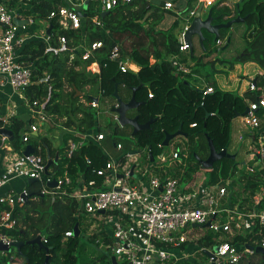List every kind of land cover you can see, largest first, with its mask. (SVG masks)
<instances>
[{
	"label": "trees",
	"instance_id": "1",
	"mask_svg": "<svg viewBox=\"0 0 264 264\" xmlns=\"http://www.w3.org/2000/svg\"><path fill=\"white\" fill-rule=\"evenodd\" d=\"M163 1L165 0H154V4H149L144 0H137L132 4L116 7L101 18L98 4L90 0L87 2L85 11L82 10L85 17L80 18L81 26L78 30H64L60 26L58 17L49 18L50 12L60 7L68 8L63 0L32 2L33 22L46 21L48 28L51 26V30L47 42L42 38H31L17 50L20 56L19 61L30 66L32 75V84L24 90V96L34 109H38L40 104L44 103L45 116L69 133L61 134V145L56 148L52 146L51 137L41 134L31 135L26 146L30 145L34 154L39 155L46 165L50 163L48 167L50 178L57 179L65 170L67 171L71 181L70 187L67 188L68 192L87 185L89 181H94V189L101 188L103 178L95 173L105 168L108 161L102 147L88 143L67 158L66 143L68 140H77L76 134L95 132L103 133L107 144H113V146L119 144L112 139L116 140L120 128L116 127L112 130L115 137L109 135L106 137L108 133L96 127L94 109L86 106V103L98 94L112 98L115 86L123 102L130 100L132 88H138L134 98L140 105L134 110L132 118L137 116L139 124L154 119L149 129L139 131L134 136L131 135L132 129L129 126L121 128H127L130 142L135 149H149L150 159L153 158V161L164 150V147L158 148V145H162L165 135L174 134L179 127L185 135L183 138L189 144H192L195 138L199 140L196 150L191 149L188 154L186 153L183 162L176 164V170L168 173L177 178L181 184L187 180H194V175L203 169L199 160H205L208 157V140L212 142L216 152L227 149L230 144L232 121L244 113L246 103L238 94L222 91L215 83H209V75L205 71L206 65L210 63L213 67L217 61L225 63L219 59L207 61L210 55L207 45L211 40L216 42L212 34L202 30L203 39L200 46L202 53H195L193 45V51L190 54V52L179 51L178 39L173 33L178 26L177 20L168 30L158 29L165 15H173L172 12L164 11L159 7ZM173 2L176 3V0ZM213 11L212 9V16H214ZM236 15L246 26V31L242 37L243 48L233 54L232 60L229 61L230 68L238 63H253L258 69L264 71V0H248L241 7L237 6ZM94 17L99 19L102 27L92 23ZM226 30L218 31V40H223L225 37L229 39L222 49L231 48L233 45L234 37L232 34L230 37L225 36ZM61 36L66 39L65 47L69 50L68 52L58 51V37ZM98 42L102 44V47L96 49L88 61L82 62L81 55L85 50H89L93 43ZM115 46H119L123 58L139 67L137 73H121L117 62L109 59ZM71 50L74 52L71 53ZM174 57L191 69L190 74L175 75L171 65ZM94 61H97L100 66L99 74H91L85 70V67ZM193 76L192 81L205 80L207 82L205 87H211L213 93L202 96V89L191 82ZM263 85L262 77L256 78L257 90L251 94L250 100L264 95ZM121 89L125 90L123 92L126 95L120 92ZM75 90L82 96H77ZM25 124L23 118L13 116L4 125L13 133L11 145L17 151L25 148L19 139ZM200 149L206 151L205 158L199 157ZM125 150L128 149L125 148ZM56 154H58V160L54 162ZM86 158L90 160V165L86 164ZM235 167L237 165H234L231 159L224 158L216 161L208 171L207 185L217 183L219 178H226L225 176L228 178L230 174L235 173ZM237 180L242 182V188L231 197L234 199H236L234 196L241 197L248 190V197L246 196L244 201L249 203L251 198L264 187V175L259 172L244 174ZM26 186L28 201L14 211L15 226L12 231L7 232V235L13 241L24 243L42 236L44 238L42 244L48 251L36 245L25 244L20 249V255L15 254V257L24 258V262L28 264H43L46 256H49L48 264H76L79 259L80 236L64 239L63 234L73 230L80 219L77 212L78 204L60 193H56L53 200L49 195L42 196L39 182L27 183ZM88 190L91 188L89 187ZM262 209H264V201L259 204V210ZM217 234L225 233L219 231L213 236L193 237L187 241V245L191 243L198 247L209 248L215 244L214 240L220 238ZM99 235L103 236V234ZM253 240V237L246 240L243 237H236L233 241L240 245L245 241V244L252 246ZM87 242L98 247L93 237H87ZM102 244H112V241L109 237H105ZM185 246L186 244L182 246V249ZM11 255L12 252L0 253V264H8L11 261ZM103 256L104 264L111 263L108 255ZM237 264H264V253L245 255Z\"/></svg>",
	"mask_w": 264,
	"mask_h": 264
},
{
	"label": "built area",
	"instance_id": "2",
	"mask_svg": "<svg viewBox=\"0 0 264 264\" xmlns=\"http://www.w3.org/2000/svg\"><path fill=\"white\" fill-rule=\"evenodd\" d=\"M88 1L90 0H73L72 3H69L68 8L60 7L50 12L49 18L58 17L60 26L64 30H78L81 26V17L78 16V12L82 13V7H86ZM93 1L98 4L100 13H109L116 7L132 4L137 0ZM144 1L154 4V0ZM196 3L195 9L191 10L184 18L185 24L177 36L179 51L182 53H189V46L185 42V32L200 6H202L201 12L212 9L215 11L229 10V14L222 16L223 24L236 17V14L231 10L237 11L238 5L232 0H196ZM175 6L172 1H163L159 7L177 15L178 10ZM14 19H19L17 14L3 0H0V99L8 89V100L13 96H19L29 109L25 129L19 134V139L23 144L26 145L33 134L48 136V133L42 129L43 126L50 132L56 131L60 138L62 133H69V131L61 129L45 116L44 103L40 104L38 109H34L24 96V90L32 84V75L30 66L19 61L20 56L17 52L27 41V38L21 33L25 26L14 24ZM40 23L38 26H43L39 29L41 33L39 37L47 42L49 39V36L46 35L48 22ZM92 23L97 27H102L97 17L93 18ZM225 42L226 39H217L215 44L221 46ZM65 46V37H58V51L68 52L69 50ZM101 47L100 42L93 43L90 49L85 50L81 55V61H88L92 57V53ZM73 52L74 50H71V53ZM109 59L117 62L121 73L132 71L129 67L131 62L122 57L119 46L112 49ZM171 65L175 75L190 74L191 72V69L176 57L172 58ZM85 70L91 74H99L100 66L97 61H94L86 66ZM260 77L264 81V71L260 72ZM247 85L249 94L256 92V80L250 81ZM201 93L202 96H207L213 93V89L207 86L201 90ZM98 103L99 98L95 97L87 102L86 106L98 109ZM115 107H117L116 101L112 108ZM246 109L247 113L241 116V124L249 131V135L253 136L248 137L254 144V151L250 154L253 165L247 166L246 170L249 174L259 172L264 175V95L253 100H246ZM13 116L16 115L1 112L2 127L0 130L6 129L4 125ZM114 119L118 124L116 114ZM76 137L77 140H68L66 143L67 158H70L76 150L88 143L100 145L108 157V161L105 168L97 170L95 174L103 178V185L109 184L107 189L96 190L94 181H89L87 185L68 192L67 188L70 187L71 181L66 170L57 179L50 178L49 170L46 169V164L39 155L24 156L25 148L20 151L15 150L9 138L0 134V190L14 180L25 181V185L20 186L19 192L12 189L5 195H0V242L3 245L9 246L14 242L7 235V232L12 231L15 226L13 213L16 209L21 208L29 198L27 180L35 179L41 185L42 196L49 195L52 200L56 197V193L68 196L78 204L77 212L83 217L98 218L104 226V230L106 226L107 237L111 239L112 244L104 245L103 241L97 244L105 251L101 250L102 254L108 255L110 260L112 257L115 258V264H185L197 254H203L202 256L209 264H237L245 255H251L254 251L246 248L249 245L245 244V241L242 245L233 241L236 237H243L245 240L253 237L254 245L252 246L264 248V209L255 214L243 215L221 203L227 195V189L231 185L232 179L221 180L213 185L208 184L201 187L191 184L183 189L177 178L169 175V172H165L162 178L152 176L145 184L138 180V184L135 185L133 179L137 172L135 174L134 170L135 168L139 169V163L132 158L137 152L125 151L122 144L119 143L114 148L120 152V156L118 158L110 157L102 146L105 139L103 133H81L76 134ZM238 141H243V134L239 135ZM158 148H162V145L159 144ZM150 155V151L147 149V159H150ZM159 158L161 162L166 160L164 155H160ZM170 158L175 164H180L186 158V153L175 149L171 152ZM137 161L139 160L137 159ZM85 162L87 165L91 164L88 158L85 159ZM131 165L133 166L131 167ZM148 166L151 170L155 167L154 165ZM143 177L144 174H142ZM52 180H55L56 187L50 189L47 184ZM89 187L91 190H88ZM255 199L256 205L264 201V187L259 190ZM223 214L226 215L227 221L219 223ZM207 223H209V227H205ZM188 227L193 229L209 228L214 234L222 231L228 239L225 241L218 238L214 240L215 244L209 248L197 246L195 252L187 253L182 249V246L185 244L187 246ZM73 236L72 230L63 234L64 239ZM41 242H44L42 236ZM203 250H207L211 256H206Z\"/></svg>",
	"mask_w": 264,
	"mask_h": 264
},
{
	"label": "rangeland",
	"instance_id": "3",
	"mask_svg": "<svg viewBox=\"0 0 264 264\" xmlns=\"http://www.w3.org/2000/svg\"><path fill=\"white\" fill-rule=\"evenodd\" d=\"M174 1V0H171ZM174 3V2H173ZM177 7L178 11H177V15L175 16H164V20L163 22H161L158 25V29L160 30H168L170 29V27L173 25V23L175 22L174 20L177 19L178 20V26L174 29L173 33L176 35V33H180V31L182 30L183 25L185 24V21L183 22V25L181 26V21L188 15V13L195 9V7L197 6L196 0H176V3H174ZM236 6V5H235ZM83 10L85 11L86 7L83 6L82 7ZM232 13L236 14L237 11L235 9L231 10ZM230 11L229 10H225L222 9L220 11H213V14L215 17H220L219 20L214 21L216 22H221L222 24L223 22V18L222 16L229 14ZM238 15H236L237 17ZM235 17V19H236ZM233 19V20H235ZM231 20V21H233ZM37 21V20H35ZM225 24H227V22L225 21ZM36 26H38L37 22H35L33 24V27L35 28ZM235 29V32H233V30ZM246 31V26L243 23H233L231 28H228L225 31V36L230 37V35L232 34L233 37L235 35V37L233 38V43L232 44H236L239 47L243 48L244 42H243V35ZM207 32V31H206ZM204 34V32H203ZM213 40H214V35H213ZM227 41V39H226ZM193 45H194V49H195V53L200 54L201 52V48L200 45L198 43V37L194 36L193 38ZM225 45L222 44L221 46H217L214 42H209V44L207 45V49H210V55L207 59L208 62H212L215 61V59H219L222 61H225V63H220L219 61L215 62L213 67H211L210 63H208L206 65V73H208L209 75V83H215L219 88L224 87V89H226V91L235 93H237V87H238V82L240 81H245L246 82V78H244V74L247 73V70L250 66L249 63H238L235 64L232 68H230V60H232V56L233 51L231 50V48H227V49H222L223 46ZM213 50V51H212ZM194 78V76L191 78V82L196 85L198 88L203 89L205 87V85H207V82H205V80H198V81H192V79ZM223 89V88H222ZM125 90H122L120 92H122L123 95H125V92H123ZM98 97L99 98V103H98V109H94L93 113L95 114V120H96V127L98 129H100L103 132H107L108 134L106 135V137L109 135L111 137H115V135H113L112 130H114V128L118 127L119 129V133L118 135H116V140L112 139L118 143H121L126 149L125 151L128 152H137L134 157L132 158L133 160H135L136 162L139 163V169L135 168V178L133 179L134 182L133 184L137 185L138 184V180H141L144 184L149 180L150 177L154 176V177H159L162 178L165 174V172H168L167 169V165H169L170 163H174L172 160H170V154L173 150L178 149L181 150L182 153H189V151L191 149H195L197 143H199V140H197V138L193 139V143L189 144L187 142V140L183 137H177L175 139H173L168 147H164L163 150V155L166 157V160L164 162H161L159 156L154 158V161H150V159H147V148H145L144 150H137L135 149V147L132 145V143L130 142V137L128 135V131L127 128L125 129H121L122 127H120L117 122L114 119V115L115 113H113L112 107L115 103L114 98L112 97H105L101 94H98L97 96H94L93 98ZM11 104V103H9ZM8 107L10 109L13 110V112L15 113V115L19 116V117H23L22 115L18 114V111H16L17 107L15 108L12 107V105H8ZM21 109L24 110V116H26V119L28 117V111L26 108L21 107ZM27 111V112H26ZM134 112V110L129 111V115H131ZM10 115V112H9ZM236 119L239 118L237 117ZM241 127L243 130L244 127L241 124ZM43 130H45L48 133V136L51 137L52 134H55V132H50L48 131V129L46 127H42ZM237 136H238V132H234V134L231 136L230 138V144L227 147V153L230 155H235V159L232 160L234 162V165L236 164L237 167H235V173L230 174L228 176V178L232 179V181L235 180L236 176H238V172H239V167L244 168L247 165V152L246 149L248 146H244V143H240L237 141ZM107 141H109V139L107 138ZM200 142L202 143V139L200 140ZM103 144V142H102ZM251 148L254 149V145L251 144ZM24 146H26L25 144H23V148ZM104 146V144L102 145ZM128 148H127V147ZM124 148V149H125ZM104 149L107 151L106 147H104ZM196 150V149H195ZM109 151V152H108ZM108 155L110 157H116L118 158L120 156V152L118 150H116L113 146V144H110L108 146ZM198 155L200 158H205L206 157V151H204L203 149H200L198 152ZM137 159L139 161H137ZM150 163H149V162ZM154 165L156 169H152L148 166V165ZM175 164V163H174ZM171 165V164H170ZM133 165H131L132 167ZM152 167V166H151ZM237 173V174H236ZM142 174H144V177L142 178ZM234 176V177H233ZM226 178H219L218 182H220L221 180H226L228 179L227 176H225ZM206 179H207V183H209V172H207L206 174ZM204 180V177L202 175H196L194 177V180H192L191 182L194 181V184H196V186L200 185L199 182L201 183ZM24 184V180L23 181H18L16 180V183L13 184V187L15 188V192H17L20 188V185ZM186 184V182L184 183ZM198 184V185H197ZM233 184H237V182H233ZM189 191V190H186ZM227 196L221 201V203L226 200ZM233 204H235V201H233ZM98 219V218H96ZM99 220V219H98ZM227 218L226 215L223 214L222 215V219H220L219 223L221 222H226ZM84 225L86 226V232L84 234V231H82V234L80 235L79 241H80V247H79V259L77 261L76 264H82L84 263V261L86 260V257H88V260L90 259V263L95 261V258L92 257L90 254L91 252L95 253L96 256H99V253L101 254L100 250L98 248H95L92 246H89V243L87 242V236H89L90 234V228H89V223L87 221L84 222ZM83 227V226H82ZM83 235V236H82ZM208 236L211 235L213 236L214 233L212 231L209 230V228H205V227H199L196 229H193L192 227H188L187 228V232H186V237L188 240H191L193 237H203V236ZM218 236H220L221 240H225L227 241V236L225 234H217ZM85 245V246H84ZM193 245V244H190ZM84 248H88L91 250L90 253H88L90 250H84ZM103 252H105L104 250H102ZM13 254H15V251H12ZM92 258V260H91ZM187 262H191L193 264H209L206 260V258L200 254L195 255L194 257H191ZM94 264H96V262H94ZM103 264V263H100Z\"/></svg>",
	"mask_w": 264,
	"mask_h": 264
},
{
	"label": "crops",
	"instance_id": "4",
	"mask_svg": "<svg viewBox=\"0 0 264 264\" xmlns=\"http://www.w3.org/2000/svg\"><path fill=\"white\" fill-rule=\"evenodd\" d=\"M5 3H6V5L11 9V10H13L14 12H15V14H17V16H18V20H20L21 22H24L23 24H24V26H25V29L24 30H22L21 31V33L27 38V40L28 39H31V38H41V37H39V35H41V33H40V31H39V29H41L40 27H42V26H39V27H33V24L35 23V22H37V21H34L33 22V8H32V2L34 1V0H3ZM67 5H69V3H72L73 2V0H63ZM165 1H171V0H165ZM235 4H237L238 6H240L241 7V5H243V3H245V2H247L248 0H232ZM173 2V1H172ZM176 9H177V7H176ZM178 10V9H177ZM209 12H211V10H203V12H201V15H200V17H201V19H205L206 17H207V15H208V13ZM173 13V12H172ZM172 14H167V16H171ZM172 16H175V14L173 13V15ZM214 18H218V16L217 17H215V16H213ZM164 20V19H163ZM175 20H177V19H175ZM174 20V21H175ZM178 21V20H177ZM185 21V19H183L182 21H181V26L183 25V22ZM163 22V21H162ZM37 24H41L40 22H37ZM213 25H218V24H222L221 22H213L212 23ZM237 24V23H236ZM184 26V25H183ZM232 27V26H231ZM183 28V27H182ZM234 29V28H233ZM39 31V32H38ZM182 31V30H181ZM180 31V32H181ZM233 32H235V29L233 30ZM178 34H179V32L178 33H176V36H178ZM234 37H235V35H234ZM225 39H227L226 37H225ZM244 41V40H243ZM198 43H199V40H198ZM242 49V47H239L238 45H236V44H233L232 45V48H231V50L233 51V53H236V52H239L240 50ZM250 64V66H249V68H248V70H247V73H245L243 76H244V78H246L247 80H246V82L245 81H240V82H238V87H237V93H238V95L242 98V99H244V101H245V103H246V100H248L250 97H251V94H249L248 92H247V89H248V83L250 82V81H255L256 80V78H258V77H260V72H261V70L260 69H258V67L255 65V64H253V63H249ZM129 67H130V70H132V71H130V72H132V73H134L133 71H135L136 73L139 71V67L138 66H136L135 64H133V63H130L129 64ZM133 68H135V69H133ZM219 88V87H218ZM223 88V89H222ZM222 88H220V90H222V91H226V89H224V87H222ZM226 92H229V91H226ZM125 95H126V93H125ZM80 96H82V94L80 95ZM8 98H9V91H8V89L3 93V95L1 96V112L3 113V114H9V112H10V114H13V115H15V113L13 112V110L12 109H10L9 107H8V105H12V107H14L15 106V108L17 107V109H16V111H18V114H20V115H22L23 117H21V118H23L24 120H25V122H26V116H24L23 114H24V110L23 109H21V107H24V108H26L27 109V111L29 110L28 108H27V106L26 105H24V103L22 102V100H21V98L19 97V96H13L10 100H8ZM250 100V99H249ZM9 103H11V104H9ZM26 111V112H27ZM131 111V110H130ZM28 114H29V112H28ZM126 115H127V117H128V115H129V111L126 113ZM134 115V112L131 114V115H129V118H132V116ZM17 116V115H16ZM241 116L242 115H240V116H237L238 118H239V121H238V119H234L233 121H232V124H231V136L234 134V132L236 131V132H238V136H237V141H238V137H239V135L240 134H243V141H241L240 143H244V146H248V144H249V146L247 147V149H246V152H247V165L244 167V168H242V167H239L238 169H239V172H238V176H236V178H235V180L234 181H232V183H231V185L228 187V189H227V198H226V200H224L222 203L223 204H226L229 208H231L232 210H235L236 212H238V213H241V214H243V215H248V214H255L256 212H258V211H260L259 210V205H256V195L257 194H255L252 198H251V202L249 203V202H246V201H244V198L247 196L248 197V190H247V192H245L242 196H244V197H236V196H234L236 199H234V198H232L231 196H232V194L233 193H235V192H237L239 189L241 190V188H242V182L241 181H239V180H237L236 181V179L238 178V177H241L242 175H244V174H247V170H246V167L247 166H252L253 165V161H251L250 160V154L252 153V151H254V149L253 148H251V145H250V140H249V137L248 136H251V137H253L252 135H249V131L248 130H246L245 128V130H243L242 129V127H241ZM28 118V117H27ZM52 133L53 132H55V134H52V136H51V138L50 139H52V146L54 147V148H56L57 146H60L61 144V142H60V138H59V135H58V133L56 132V131H51ZM239 142V141H238ZM103 144H104V146L103 147H106V149H107V151H108V145L109 144H107V142H106V139H105V141H103ZM251 144H253V143H251ZM254 145V144H253ZM109 152V151H108ZM171 164V165H170ZM169 165H167V169H168V172L169 171H173V170H176V164H172V163H170ZM176 167V168H175ZM154 169V168H153ZM209 170H204V169H200L194 176H196V175H202L203 177H204V180L200 183L199 182V184H200V187L201 186H204V185H207V179H206V174H207V172H208ZM167 172V173H168ZM112 179V178H111ZM18 181H23V180H19L18 179ZM233 182H237V184L235 185V184H233ZM14 183H16V180H14V181H12V182H10L5 188H3L2 190H0V195H5L8 191H10V190H12L13 189V191H16L15 190V188L16 187H13V184ZM103 183H104V180L102 181V183H101V188H104V189H107V186H109V184L108 185H103ZM185 183V182H184ZM181 184V187L183 188V189H185L186 187H189L191 184H194V181L193 182H191V181H186V184ZM25 185V181H24V184L23 185H20L21 187L22 186H24ZM196 185V184H195ZM198 185V184H197ZM199 186V185H198ZM20 190H18V192H19ZM238 198V199H237ZM243 198V199H242ZM233 201H235V204H233ZM239 208V209H238ZM243 210V211H242ZM246 210H249V211H246ZM245 211V212H244ZM78 216L80 217V219L78 220V222H77V228H78V231H79V235L78 236H80L81 234H80V232L82 233V231L81 230H83L84 231V234H85V232H86V226L84 225V222L85 221H87L88 223H89V228H90V235L89 236H87V237H93L94 238V243L96 244V245H98V244H100L103 240H104V238L106 237L107 238V236H108V230H107V228H106V226H105V230H104V226L102 225V223L101 222H99V220L98 219H96V218H85V217H83V215L82 214H80V213H78ZM83 226V227H82ZM196 229V228H195ZM99 234H103V236H101V235H99ZM109 235H110V233H109ZM98 243V244H97ZM85 246V245H84ZM84 246H83V249L86 251V250H88L89 249V247L88 248H84ZM89 246H92V245H90L89 244ZM93 247H95V248H98L99 250H100V252H101V250L103 249V248H101L100 246H95V245H93ZM197 248V246H195L194 244L193 245H190V244H188L187 246H185V248H184V251L185 252H187V253H193V252H195V249ZM90 250V249H89ZM12 252V250L9 252V253H11ZM91 252V250L88 252V253H90ZM15 254H17V252H16V250H15ZM15 254H13L12 253V255H11V261L8 263V264H22V263H24V258H17V257H15ZM92 257H94L95 258V261L94 262H96V264H100V263H103V258H104V254H100L99 253V256H96L95 255V253H94V255H93V253L91 252V254H90ZM103 256V257H102ZM101 258V259H100ZM14 260V262H12ZM91 260H92V258H91ZM90 261V259L88 260V257H86V260L84 261V263H82V264H94L93 262H89ZM106 262V261H105ZM104 264V263H103Z\"/></svg>",
	"mask_w": 264,
	"mask_h": 264
},
{
	"label": "water",
	"instance_id": "5",
	"mask_svg": "<svg viewBox=\"0 0 264 264\" xmlns=\"http://www.w3.org/2000/svg\"><path fill=\"white\" fill-rule=\"evenodd\" d=\"M201 11H202V6H200L198 8V10L195 13V17L193 18V20L191 21V24L189 25L187 31L185 32V42L188 44L189 46V52L190 54L193 51V37L197 36L198 40H199V44L200 46H202V30H206L208 33L214 35V39L217 40L218 39V31L220 29H228L231 28L233 23H241L242 20L240 18H236L233 21L228 22L227 24H218V25H213L212 23L214 21L219 20L220 17L218 18H214L211 15V12L208 13L207 17L203 20L201 19L200 15H201ZM108 14V12H103L101 13V18H104L106 15ZM78 16L80 17H85L84 14H82L81 12H78ZM14 24L18 25V26H23L24 22H21L18 19H14L13 20ZM50 30H51V26L46 30V35H50ZM227 42H229V39H227ZM138 90V88H132L131 89V97L130 100L128 102H123L118 93H117V86H115L114 92L112 97L114 98V100L117 103V107L112 108V112L115 113L118 117V125L120 127H124V126H129L132 129V133L131 135L134 136L137 132L139 131H143V130H147L150 127V124L153 123L154 119H150L148 120L146 123L144 124H139L138 123V117H134V118H128L126 113L130 110H135L140 103L135 101L134 95L135 92ZM76 91V90H75ZM76 95L80 96L81 93L76 91ZM247 113V109H245L243 114ZM242 114V115H243ZM209 116V115H207ZM0 134L3 136H6L7 138H9V141L12 142L13 141V133L7 129H1L0 130ZM185 135L181 132V127L178 128V130L174 133V134H166L164 137V140L162 142V147H168L170 142L177 138V137H184ZM208 150H209V154L208 157L205 160H199L200 165L202 166V168L204 170H210L213 166V164L221 159L227 158V159H231L234 160L235 159V155H230L227 153V149H224L220 152H216L214 149V146L212 144V142L210 140H208ZM135 153V152H133ZM24 156H29L31 154H34V150L30 145H27L23 151ZM58 154H56V158L54 159V162H56L58 160ZM163 155V153L161 154V156ZM150 161H153V158L150 159ZM50 164V163H49ZM49 164L46 165V169H48ZM37 182V180L35 179H28L27 183L28 184H33ZM48 188L53 189L56 187V182L55 180L50 181L47 184ZM26 201H28V199H26ZM103 214V213H101ZM195 227V226H193ZM205 227H209V223L206 224ZM73 235L74 236H78L79 235V231L77 228V225L74 226L73 228ZM36 245L39 248L44 249L46 252L48 251L46 247L43 246L42 242H41V236H38L37 238H35L33 241H29V242H21V241H14L12 243H10L9 246L3 245L0 242V253H9L11 251V249L16 250L17 255H20V249L25 245ZM248 250L250 251H254V253H258V254H262L264 253V248L261 247H253V246H247L246 247ZM203 253L206 256H211V254L207 251V250H203ZM49 262V256H46L45 261L43 264H48ZM111 263L115 264V258L112 257L111 258Z\"/></svg>",
	"mask_w": 264,
	"mask_h": 264
},
{
	"label": "clouds",
	"instance_id": "6",
	"mask_svg": "<svg viewBox=\"0 0 264 264\" xmlns=\"http://www.w3.org/2000/svg\"><path fill=\"white\" fill-rule=\"evenodd\" d=\"M26 147V146H25Z\"/></svg>",
	"mask_w": 264,
	"mask_h": 264
}]
</instances>
